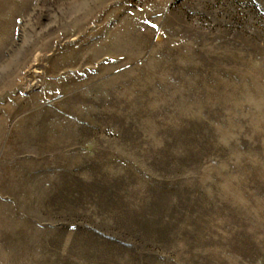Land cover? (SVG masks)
I'll return each instance as SVG.
<instances>
[{
  "label": "rangeland",
  "instance_id": "374dc122",
  "mask_svg": "<svg viewBox=\"0 0 264 264\" xmlns=\"http://www.w3.org/2000/svg\"><path fill=\"white\" fill-rule=\"evenodd\" d=\"M0 264H264V0H0Z\"/></svg>",
  "mask_w": 264,
  "mask_h": 264
}]
</instances>
